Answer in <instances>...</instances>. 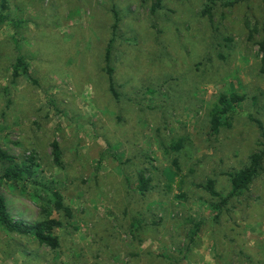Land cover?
<instances>
[{
    "label": "rangeland",
    "instance_id": "1",
    "mask_svg": "<svg viewBox=\"0 0 264 264\" xmlns=\"http://www.w3.org/2000/svg\"><path fill=\"white\" fill-rule=\"evenodd\" d=\"M152 3L0 0V149L28 168L0 195L60 223L56 250L0 227V264H264V163L220 204L264 143V0Z\"/></svg>",
    "mask_w": 264,
    "mask_h": 264
},
{
    "label": "trees",
    "instance_id": "2",
    "mask_svg": "<svg viewBox=\"0 0 264 264\" xmlns=\"http://www.w3.org/2000/svg\"><path fill=\"white\" fill-rule=\"evenodd\" d=\"M160 0H153L152 11H156L159 8ZM5 20L3 15H0V24ZM118 22L115 18V24ZM259 49L262 54V69L264 73V29H263V39L259 42ZM110 46L107 47L105 51V72L108 77V88L114 97H116V92L113 87V69L110 66ZM19 68H21L24 74L27 73V67L21 58L17 59L14 66V74L18 75ZM224 97L221 96L219 99V105L215 106L212 110L210 117V132L212 135H216L219 132L220 127L223 125L221 122L222 117L228 111V105L224 101ZM52 153L55 159L59 158V148L56 143L52 144ZM0 161L7 162L10 165L5 169L1 178L9 181L12 179L22 180V173L28 172V168L25 166H20L15 164L14 158L8 153L0 149ZM264 163V143L262 148L256 153L252 154L249 158V163L243 169L230 175V185L231 189L228 195L221 199V205H225L226 201L234 196H237L241 191L247 189L252 183L253 179L259 174ZM140 182L143 187L147 186V180L143 175L139 176ZM206 190L210 193L212 197H220V195L214 190L213 181H207L205 186ZM55 211L62 213L65 217L70 218V209L65 206L62 202V197L59 193H54V205ZM41 219L34 223H27L20 220H15L9 213L5 199L0 195V227L7 231L8 233H16L21 235L32 236L40 245H45L51 250H56L59 246L58 239L54 236V229L60 227V223L55 219L51 218V212L47 209L40 208Z\"/></svg>",
    "mask_w": 264,
    "mask_h": 264
}]
</instances>
